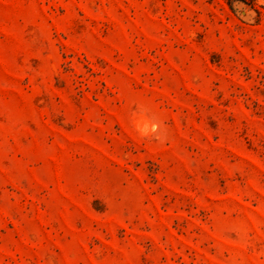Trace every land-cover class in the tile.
<instances>
[{
	"label": "rangeland",
	"instance_id": "374dc122",
	"mask_svg": "<svg viewBox=\"0 0 264 264\" xmlns=\"http://www.w3.org/2000/svg\"><path fill=\"white\" fill-rule=\"evenodd\" d=\"M0 264H264V0H0Z\"/></svg>",
	"mask_w": 264,
	"mask_h": 264
},
{
	"label": "clouds",
	"instance_id": "9594fccd",
	"mask_svg": "<svg viewBox=\"0 0 264 264\" xmlns=\"http://www.w3.org/2000/svg\"><path fill=\"white\" fill-rule=\"evenodd\" d=\"M158 125L155 123L138 122L137 131L144 136H148L157 130Z\"/></svg>",
	"mask_w": 264,
	"mask_h": 264
}]
</instances>
